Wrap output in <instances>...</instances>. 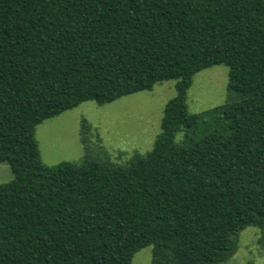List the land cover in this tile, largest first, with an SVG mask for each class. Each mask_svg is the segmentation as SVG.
Masks as SVG:
<instances>
[{"label":"trees","instance_id":"1","mask_svg":"<svg viewBox=\"0 0 264 264\" xmlns=\"http://www.w3.org/2000/svg\"><path fill=\"white\" fill-rule=\"evenodd\" d=\"M220 65L239 101L190 113L194 76ZM170 80L148 154L43 164L44 121ZM1 164L0 264H132L147 247L152 264H223L248 227L264 251V0H0Z\"/></svg>","mask_w":264,"mask_h":264},{"label":"rangeland","instance_id":"2","mask_svg":"<svg viewBox=\"0 0 264 264\" xmlns=\"http://www.w3.org/2000/svg\"><path fill=\"white\" fill-rule=\"evenodd\" d=\"M176 83L175 80L158 83L152 91L135 93L102 106L85 102L44 121L35 131L43 164L48 167L62 162L81 164L87 159L125 166L135 154H148L161 132L164 108L176 96ZM239 98L229 89V68L220 65L194 76L187 106L190 113L200 114L238 102ZM84 137L87 144L83 143ZM182 139L183 133H178L177 141ZM13 177L9 165L1 164L0 184ZM260 236L261 231L256 227L242 231L238 252L223 264H264V251L258 244ZM132 264H152V247L138 252Z\"/></svg>","mask_w":264,"mask_h":264}]
</instances>
